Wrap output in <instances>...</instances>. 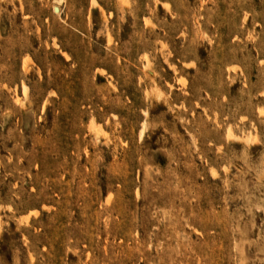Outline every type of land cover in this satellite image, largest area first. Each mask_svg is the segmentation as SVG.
<instances>
[{
	"label": "rangeland",
	"instance_id": "374dc122",
	"mask_svg": "<svg viewBox=\"0 0 264 264\" xmlns=\"http://www.w3.org/2000/svg\"><path fill=\"white\" fill-rule=\"evenodd\" d=\"M0 264H264V0H0Z\"/></svg>",
	"mask_w": 264,
	"mask_h": 264
},
{
	"label": "bare ground",
	"instance_id": "6f19581e",
	"mask_svg": "<svg viewBox=\"0 0 264 264\" xmlns=\"http://www.w3.org/2000/svg\"><path fill=\"white\" fill-rule=\"evenodd\" d=\"M232 136V135H231Z\"/></svg>",
	"mask_w": 264,
	"mask_h": 264
}]
</instances>
